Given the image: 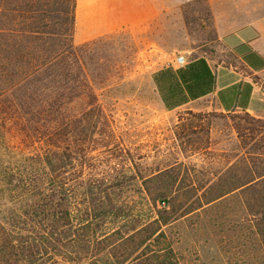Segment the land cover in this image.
Returning <instances> with one entry per match:
<instances>
[{"label":"trees","instance_id":"16d2710c","mask_svg":"<svg viewBox=\"0 0 264 264\" xmlns=\"http://www.w3.org/2000/svg\"><path fill=\"white\" fill-rule=\"evenodd\" d=\"M75 5L0 0V122L21 127V140L38 148L29 159L41 167L5 176L18 207L0 215V264H181L164 228L232 194L243 200L264 264V137L255 139L264 122L247 112L239 117L261 126L250 128L241 152L250 148L224 164L216 182L198 184L179 200L183 188L167 171L142 178L144 217L107 192L120 186L116 178L91 177L89 144L98 125L92 118L101 110L82 54L93 40L76 46L72 39Z\"/></svg>","mask_w":264,"mask_h":264},{"label":"rangeland","instance_id":"374dc122","mask_svg":"<svg viewBox=\"0 0 264 264\" xmlns=\"http://www.w3.org/2000/svg\"><path fill=\"white\" fill-rule=\"evenodd\" d=\"M210 1L215 11L225 10L226 6L234 11L247 6L252 14L264 15V0H189L172 15L97 38L83 48L84 67L101 110L92 118L98 125L89 144L90 162L95 167L90 175L116 178L120 186L107 192H115L124 205L133 207L134 215L144 217L147 208L142 178L167 171L183 188L178 194L179 200H184L198 184L216 182L217 172L240 154L243 137H249L250 128L261 126L239 117L242 112H219L210 100L166 110L151 85L152 72L176 56H208L240 68L219 47ZM251 79L262 108L248 114L264 122V71ZM236 124L244 130L238 132ZM23 137L21 127L0 122V215L18 207L9 201L13 196L6 174L41 168L29 159L37 145L22 141ZM261 137L263 129L255 139ZM72 140L74 145L77 141ZM101 141L110 144L100 147ZM155 185L148 184L149 190ZM190 198L193 204L195 197ZM250 228L243 200L232 194L172 222L164 231L181 264H260L262 250Z\"/></svg>","mask_w":264,"mask_h":264},{"label":"crops","instance_id":"0c3cea01","mask_svg":"<svg viewBox=\"0 0 264 264\" xmlns=\"http://www.w3.org/2000/svg\"><path fill=\"white\" fill-rule=\"evenodd\" d=\"M189 0H76L73 43L80 45L122 30L136 28L172 15ZM217 42L240 68L208 56L172 58L151 74V85L160 102L171 110L210 100L222 113L256 114L262 101L251 77L264 71V15L247 6L234 11L214 10L210 1ZM202 58L205 65L197 60ZM182 68L181 72H177ZM219 71V74L217 73ZM155 78V80H154ZM163 100L161 99V97ZM165 102V104H164Z\"/></svg>","mask_w":264,"mask_h":264},{"label":"built area","instance_id":"2783aa9c","mask_svg":"<svg viewBox=\"0 0 264 264\" xmlns=\"http://www.w3.org/2000/svg\"><path fill=\"white\" fill-rule=\"evenodd\" d=\"M175 63L180 65V66L183 65L185 63L184 62V57L183 56H176Z\"/></svg>","mask_w":264,"mask_h":264}]
</instances>
